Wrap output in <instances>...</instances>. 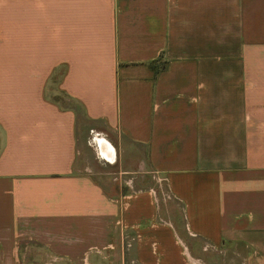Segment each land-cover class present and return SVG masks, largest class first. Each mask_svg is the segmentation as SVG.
<instances>
[{
    "label": "crops",
    "instance_id": "crops-1",
    "mask_svg": "<svg viewBox=\"0 0 264 264\" xmlns=\"http://www.w3.org/2000/svg\"><path fill=\"white\" fill-rule=\"evenodd\" d=\"M184 254L264 264V0H0V264Z\"/></svg>",
    "mask_w": 264,
    "mask_h": 264
},
{
    "label": "rangeland",
    "instance_id": "rangeland-1",
    "mask_svg": "<svg viewBox=\"0 0 264 264\" xmlns=\"http://www.w3.org/2000/svg\"><path fill=\"white\" fill-rule=\"evenodd\" d=\"M81 156H82L83 160L85 161L84 166H85L86 168H89V169H94V168L96 169V168H97L96 165H93V161H92V159L90 158L91 156H90L89 153H86V154L84 153V154L81 155ZM80 158H81V157H80ZM204 253H205V252H198V254H199L201 260H203V255H204ZM184 259H185L186 261H188L190 264H201V263H198V262L191 263V262H190V259L188 258V256H187L186 254H184Z\"/></svg>",
    "mask_w": 264,
    "mask_h": 264
}]
</instances>
